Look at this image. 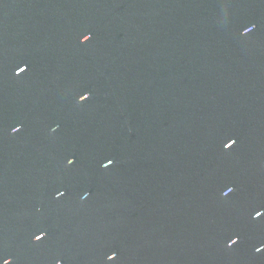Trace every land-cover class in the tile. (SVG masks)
<instances>
[{
	"label": "water",
	"instance_id": "water-1",
	"mask_svg": "<svg viewBox=\"0 0 264 264\" xmlns=\"http://www.w3.org/2000/svg\"><path fill=\"white\" fill-rule=\"evenodd\" d=\"M21 156L90 264H231L264 232V0H0V207Z\"/></svg>",
	"mask_w": 264,
	"mask_h": 264
},
{
	"label": "flooded vegetation",
	"instance_id": "flooded-vegetation-1",
	"mask_svg": "<svg viewBox=\"0 0 264 264\" xmlns=\"http://www.w3.org/2000/svg\"><path fill=\"white\" fill-rule=\"evenodd\" d=\"M22 159V156H21ZM3 169L4 180L11 184L12 176L6 173V158ZM38 172L28 173L26 170V158L22 159V170L19 174L18 190L16 197H11L6 202L5 193L2 188L3 203L0 207V264L4 259L9 264H90L91 256L79 254L74 244L75 233L86 230L85 224L80 230V223L75 219L61 216L53 203H49L50 219L40 220L32 218V212L38 208ZM257 192L263 193L264 189ZM56 201V200H55ZM57 204V202H56ZM261 209H264V202ZM59 207V206H57ZM264 222V221H263ZM47 225L50 229L44 228ZM264 231V225H263ZM44 232L45 235L36 240L35 236ZM250 235H248L249 237ZM251 244L244 243L243 252L238 259L232 258L231 264H264V249L256 252L255 249L264 245V232L253 233Z\"/></svg>",
	"mask_w": 264,
	"mask_h": 264
},
{
	"label": "snow or ice",
	"instance_id": "snow-or-ice-1",
	"mask_svg": "<svg viewBox=\"0 0 264 264\" xmlns=\"http://www.w3.org/2000/svg\"><path fill=\"white\" fill-rule=\"evenodd\" d=\"M245 30H246V31H251L250 28H249V29H245ZM84 37H85V39H84L83 41H87V40L90 38L88 35H85ZM83 41H82V42H83ZM24 70H25V69H23V68L19 69L20 72H22V71H24ZM80 97H83L84 99H86V98H87V94L81 95ZM18 130H19V129L16 128V127H14V128L12 129L13 132H16V131H18ZM53 131H55V129H53ZM234 143H235L234 140H229L228 143L224 144V147H225V148H229V147H230L231 145H233ZM73 161H75V158H74V157H72V158H68V159H67V165H69V166L73 165V164H74ZM112 163H113V161H112L111 159H108L107 162L104 163V164L102 165V167L107 168V167L110 166ZM227 190H228V191L226 192V194H224L225 196H226L228 193H231V192L233 191V188H232V187H228ZM63 195H65V193H64L63 191H59V190H58V191L56 192V196H57V197H62ZM88 195H89L88 192H84L83 195L81 196V199H85ZM260 215H261V212H259V211H257V212L255 213V216H257V217L260 216ZM44 235H45V233H44V232H41L40 235L35 236V239H36V240H40ZM236 242H237V241H236L235 239H233L230 243H231V244H235ZM262 249H264V245H261L260 247H257V248L255 249V251H256V252H260ZM112 258H113V256H109V257H108L109 260H111ZM2 264H9V261H8L7 259H4L3 262H2Z\"/></svg>",
	"mask_w": 264,
	"mask_h": 264
}]
</instances>
